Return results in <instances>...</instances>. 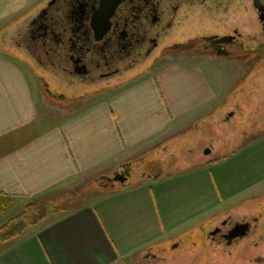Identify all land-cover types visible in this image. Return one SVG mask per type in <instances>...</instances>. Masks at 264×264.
I'll use <instances>...</instances> for the list:
<instances>
[{"label": "crops", "instance_id": "0c3cea01", "mask_svg": "<svg viewBox=\"0 0 264 264\" xmlns=\"http://www.w3.org/2000/svg\"><path fill=\"white\" fill-rule=\"evenodd\" d=\"M34 2L0 0V29L6 32L21 17L26 21ZM202 58L231 64L230 83L219 87L200 65L184 64ZM180 59L164 57L135 79L73 99L53 121L44 114V90L32 72L41 94L37 102L28 74L34 67L0 51V226L30 198L112 178L129 169L130 160L183 137L220 112L246 72H253L241 59L210 53ZM128 177L117 187L99 186L86 195L92 196L89 203L0 242V264H135L153 257L155 249L174 246L264 195V128L214 159L169 174H141L130 184Z\"/></svg>", "mask_w": 264, "mask_h": 264}, {"label": "flooded vegetation", "instance_id": "af4514ba", "mask_svg": "<svg viewBox=\"0 0 264 264\" xmlns=\"http://www.w3.org/2000/svg\"><path fill=\"white\" fill-rule=\"evenodd\" d=\"M113 1L44 0L11 36L33 69L45 73L38 78L53 100L107 91L169 53H210L244 60L250 68L264 65V0H120L112 8ZM131 174L123 168L114 176ZM229 218L211 230V241L229 245L239 238H226L236 223L247 222L250 230L256 222Z\"/></svg>", "mask_w": 264, "mask_h": 264}, {"label": "rangeland", "instance_id": "374dc122", "mask_svg": "<svg viewBox=\"0 0 264 264\" xmlns=\"http://www.w3.org/2000/svg\"><path fill=\"white\" fill-rule=\"evenodd\" d=\"M43 1L44 0H35L33 4L34 7L31 8L34 9L30 14L43 7ZM29 7L31 6L27 8ZM24 20L25 17H21L18 23L15 22L7 28L5 32L7 34V36H5L6 41H3L1 38L3 31L0 29V51L8 52L9 55L16 58L18 61H29L30 66L33 67L34 64L29 58L28 53L25 52L23 48H16L11 40V36L16 34V29L19 27L20 22L26 24ZM189 53L192 54L194 52L189 51ZM182 55V53L177 55L169 53L164 57L168 58V60L174 59V62H176L181 60L180 57ZM164 57L159 58L155 64L148 65V68L144 69V71L154 68L155 66L159 67L158 63H160L159 61ZM243 62L247 63L244 60ZM184 64L200 65L208 72L213 82L217 83L219 87L225 86L228 82L230 83L231 77L234 74V68L231 64H218L214 59L202 58L200 60H189ZM250 65L251 64L247 63L246 69H248ZM30 70L32 71L30 73L28 72V74L30 80L36 84L35 86L33 85V87L36 90L34 91L36 92L38 102L41 100V94L38 89L39 83H37L36 80L34 81L33 76L34 74L38 76V74L45 73L40 72L37 68ZM152 70L153 69H151V72H154ZM46 80L51 83L49 78L46 77ZM50 86L53 90L56 89L53 83H51ZM92 95H88L87 97ZM42 96L44 104L48 105L47 108L44 109V114L48 117L47 120L54 121L57 116L53 114H63L64 111H69L74 104L72 102L73 99L61 102L59 100L50 99L45 92L42 93ZM263 128L264 65H260L257 68H253V72H246L244 78L228 97L226 106L222 108L220 112L203 119L198 123V127L188 131L187 134L176 139L174 142H169L164 147L156 150L153 155L145 157L147 158L145 161L141 160L139 164L135 162H133V164H125L126 166L130 165L129 168L132 171V176H130L126 182L130 183L136 179L138 180L141 174L155 175L159 172L169 174L183 167L191 166L196 162L199 163L200 161L214 159L233 150L246 134L260 131ZM206 149H211L210 153H205ZM135 173L137 174L134 175ZM106 183H108L106 180L83 181L81 184L74 186H62L54 190L53 193L37 199L47 200L60 194L68 195L70 200L65 207H67L68 211H71L89 203L92 196L88 197L86 195L90 194L91 190H97L99 187L98 184L103 185ZM119 185L117 181L113 186L117 187ZM86 186L90 188V191L85 188ZM83 188L88 192L86 195H83V193L79 191V189ZM30 199L26 201V204ZM59 213L48 214L42 221L35 225H29L30 219H23L25 227L20 235L25 232L28 227L37 226L41 222L45 220L48 221L54 216H57ZM227 218H229L231 222L243 220L252 221L254 218H257V221L251 222L252 227L246 235L232 241L229 245H225L220 241H211L208 234L215 226L222 225ZM154 254L153 257L145 259L140 257L136 260L135 264H264V195L245 203L244 206L237 210L220 214L213 220L205 223L203 227L197 228L176 239L174 241V246L173 244H166L155 249Z\"/></svg>", "mask_w": 264, "mask_h": 264}, {"label": "trees", "instance_id": "16d2710c", "mask_svg": "<svg viewBox=\"0 0 264 264\" xmlns=\"http://www.w3.org/2000/svg\"><path fill=\"white\" fill-rule=\"evenodd\" d=\"M149 155L150 153L148 152L145 155H141L140 157L132 159L130 160V164H133V162L138 164L137 162L141 158L145 156L147 157ZM136 174L137 173H135L134 175ZM85 188L90 191V188L88 186H86ZM85 188L79 189V191H81L83 195H86L88 193ZM69 200L70 197L65 194H60L47 200L37 198L30 199V201L24 206L23 210L20 213L10 218L7 222L0 226V242H5L18 237L25 227L23 219H30L29 225H35L42 221L48 214L68 211L65 205Z\"/></svg>", "mask_w": 264, "mask_h": 264}, {"label": "water", "instance_id": "95a60500", "mask_svg": "<svg viewBox=\"0 0 264 264\" xmlns=\"http://www.w3.org/2000/svg\"><path fill=\"white\" fill-rule=\"evenodd\" d=\"M118 2H120V0H114L113 4H112V8L114 6H116L118 4ZM45 84H46V86H44V84H43L44 92L48 95L49 98L53 99L52 93L50 92V90H49V88L47 86V83H45ZM205 153H210V149H206ZM125 179H126V176H123V178H121V179H116V177L113 176V178H107L106 180L113 186L115 181L122 182ZM99 186H102V187L106 188L108 185L107 184H103V185L99 184ZM249 228H250V226H249V223H247V222H245V223H236L233 226L232 230L229 232V234L226 236V238H228V242H230L233 238L242 237V236L246 235L248 230H249Z\"/></svg>", "mask_w": 264, "mask_h": 264}]
</instances>
